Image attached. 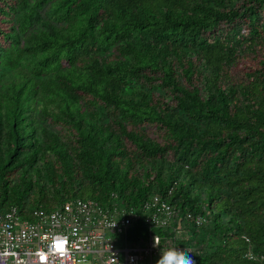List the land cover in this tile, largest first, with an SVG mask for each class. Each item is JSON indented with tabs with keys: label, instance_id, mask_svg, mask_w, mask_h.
I'll return each instance as SVG.
<instances>
[{
	"label": "trees",
	"instance_id": "1",
	"mask_svg": "<svg viewBox=\"0 0 264 264\" xmlns=\"http://www.w3.org/2000/svg\"><path fill=\"white\" fill-rule=\"evenodd\" d=\"M153 195L163 245L264 264V0H0V208Z\"/></svg>",
	"mask_w": 264,
	"mask_h": 264
},
{
	"label": "built area",
	"instance_id": "2",
	"mask_svg": "<svg viewBox=\"0 0 264 264\" xmlns=\"http://www.w3.org/2000/svg\"><path fill=\"white\" fill-rule=\"evenodd\" d=\"M140 213L117 203L82 199L66 201L49 213L35 211L33 220L21 217L16 206L0 208V264H155V235L164 249L193 251L191 246L162 244L155 231L169 227L176 210L157 195L144 202ZM201 221L196 219L197 224ZM139 223L146 228V238L128 240V231ZM247 255L253 258L251 249Z\"/></svg>",
	"mask_w": 264,
	"mask_h": 264
},
{
	"label": "clouds",
	"instance_id": "3",
	"mask_svg": "<svg viewBox=\"0 0 264 264\" xmlns=\"http://www.w3.org/2000/svg\"><path fill=\"white\" fill-rule=\"evenodd\" d=\"M115 226V223L111 225ZM153 247L159 248V255L155 264H195L192 256L189 253L193 251L191 249L179 250L175 246L164 249L161 247L159 238L155 235L153 238Z\"/></svg>",
	"mask_w": 264,
	"mask_h": 264
},
{
	"label": "rangeland",
	"instance_id": "4",
	"mask_svg": "<svg viewBox=\"0 0 264 264\" xmlns=\"http://www.w3.org/2000/svg\"><path fill=\"white\" fill-rule=\"evenodd\" d=\"M180 236H181V234H180ZM141 264H146V263H144V261H142V263Z\"/></svg>",
	"mask_w": 264,
	"mask_h": 264
},
{
	"label": "snow or ice",
	"instance_id": "5",
	"mask_svg": "<svg viewBox=\"0 0 264 264\" xmlns=\"http://www.w3.org/2000/svg\"><path fill=\"white\" fill-rule=\"evenodd\" d=\"M41 259H43V257H41Z\"/></svg>",
	"mask_w": 264,
	"mask_h": 264
}]
</instances>
